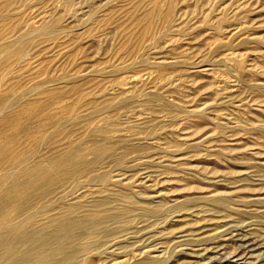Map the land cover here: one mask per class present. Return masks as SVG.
Returning a JSON list of instances; mask_svg holds the SVG:
<instances>
[{"label":"rangeland","instance_id":"374dc122","mask_svg":"<svg viewBox=\"0 0 264 264\" xmlns=\"http://www.w3.org/2000/svg\"><path fill=\"white\" fill-rule=\"evenodd\" d=\"M75 91L82 113L118 98L136 106L155 92L156 111L169 112L153 119L169 124L168 151L156 148L151 162L111 172L165 214L153 226L138 224L127 251H92V264L139 251L166 257L158 264H264L256 256L264 253V0H0L1 102L17 95L14 110L29 103L36 114V101L50 96L33 126L51 130L58 111L71 120ZM140 117H123L122 125ZM33 141L14 136L0 171L20 164L15 156ZM41 178L31 196L47 192L40 202L49 203L54 166ZM218 197L228 201L225 212L204 206ZM243 235L254 246L238 247Z\"/></svg>","mask_w":264,"mask_h":264},{"label":"bare ground","instance_id":"6f19581e","mask_svg":"<svg viewBox=\"0 0 264 264\" xmlns=\"http://www.w3.org/2000/svg\"><path fill=\"white\" fill-rule=\"evenodd\" d=\"M127 52L132 54L130 50ZM40 89L37 84L32 88L35 92ZM74 95L67 99L71 120L60 119L58 111L54 129L39 131L33 123L42 120V114L37 113L49 108L50 96L36 101L41 106L36 114L28 111L32 106L29 103L16 112L17 95L2 102L0 99V164L12 159L10 144L14 136L22 134L27 142L36 138L37 143L33 141L15 156L16 161L21 160L20 164L7 165L0 171V264H92L97 257L92 251L107 253L111 247L114 254L127 251L129 245L124 243L138 234L137 225L153 226L158 216L166 212L162 203L142 200L148 197H139L126 189L122 179H111L115 169L129 170L143 159L146 164L151 162L156 148L168 151L165 128L169 124L153 122L157 113H163V117L169 113L165 106L156 111L157 101L162 100L158 95L162 94L155 92L152 98L142 95L136 106L129 98H118L91 107L87 113L81 112L87 108L83 94L75 91ZM136 115L141 116L139 120L122 125L123 117L130 119ZM47 118L52 120L53 116ZM153 142L158 145L152 146ZM88 150L92 159L86 158ZM40 152L46 155L39 158ZM52 166L54 198L49 203L40 202L47 192L38 198L31 194L40 187L42 175ZM86 193L89 197H85ZM10 201L16 204L14 211L8 208ZM203 204L208 209L225 212L228 201L223 197L207 198ZM242 216L239 212V217ZM242 237L240 248L250 238ZM250 246L254 244L246 248ZM144 253L139 251L131 257L115 259L112 264H158L166 260ZM256 256L262 260L264 253L258 252Z\"/></svg>","mask_w":264,"mask_h":264}]
</instances>
